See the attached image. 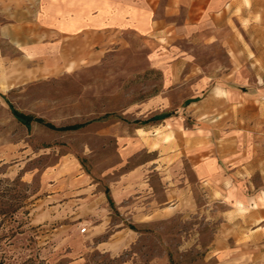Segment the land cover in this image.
Masks as SVG:
<instances>
[{"label":"rangeland","instance_id":"obj_1","mask_svg":"<svg viewBox=\"0 0 264 264\" xmlns=\"http://www.w3.org/2000/svg\"><path fill=\"white\" fill-rule=\"evenodd\" d=\"M183 44L190 65L226 63L223 41ZM157 46L131 35L94 60L75 47L72 65L38 79L24 57L0 59V264H225L210 246L218 209L194 172L193 138L208 132L200 113L210 106L184 103L199 93L193 87L164 86ZM185 74L193 86L195 71ZM11 108L84 126L26 127ZM57 169H68L62 182L85 175L88 186H43ZM56 192L68 196L51 202Z\"/></svg>","mask_w":264,"mask_h":264},{"label":"crops","instance_id":"obj_2","mask_svg":"<svg viewBox=\"0 0 264 264\" xmlns=\"http://www.w3.org/2000/svg\"><path fill=\"white\" fill-rule=\"evenodd\" d=\"M131 35L158 45L165 87H193L199 93L184 103H209L200 113L209 130L193 144L199 188L218 209L212 257L264 264V0H0V59L24 57L37 79L72 65L77 47L94 60ZM196 37L223 41L226 63L190 65L182 45ZM186 71H195L193 86ZM67 170L45 172L43 186H88L85 175L62 182Z\"/></svg>","mask_w":264,"mask_h":264},{"label":"trees","instance_id":"obj_3","mask_svg":"<svg viewBox=\"0 0 264 264\" xmlns=\"http://www.w3.org/2000/svg\"><path fill=\"white\" fill-rule=\"evenodd\" d=\"M11 110H12V114L15 117V119L19 123L25 125L26 127H30L33 123H37V124H42L45 127L49 128L50 130H53L56 132H70V131L79 130L84 126V124L80 123V124H73V125H66V126L57 127V126H54L50 123H45L44 120L41 118H33L31 116L19 113L16 110H13L12 108H11ZM170 116H171L170 113L164 114L162 117H160V120L169 118ZM153 120H155V119L151 118V119H148L145 121H135V123L139 124V125H146ZM0 194H2V193H0ZM105 195H106L108 203L112 204L111 197L109 196L107 191L105 192ZM2 197H3V195H0V198H2ZM0 206H1V204H0ZM4 213H5V210L0 209V215H3Z\"/></svg>","mask_w":264,"mask_h":264}]
</instances>
